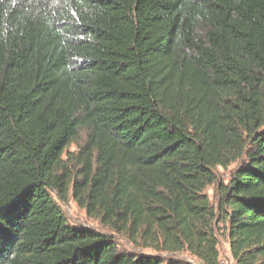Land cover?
Listing matches in <instances>:
<instances>
[{"label":"trees","instance_id":"16d2710c","mask_svg":"<svg viewBox=\"0 0 264 264\" xmlns=\"http://www.w3.org/2000/svg\"><path fill=\"white\" fill-rule=\"evenodd\" d=\"M219 224L264 264V0H0V264H220Z\"/></svg>","mask_w":264,"mask_h":264},{"label":"rangeland","instance_id":"374dc122","mask_svg":"<svg viewBox=\"0 0 264 264\" xmlns=\"http://www.w3.org/2000/svg\"><path fill=\"white\" fill-rule=\"evenodd\" d=\"M69 151L70 152L76 151V146L72 145L69 148ZM236 166L237 163H234L225 170L222 168H216L215 169V173L217 176L216 184H226L230 177L231 172L235 169ZM216 184L205 189V194L208 196L213 206H216L217 199L219 196ZM53 198L55 203L59 206L60 211L64 215L68 225L72 227L89 228L108 237L109 239L113 240L119 251L151 253L150 250L136 249V247H134L126 237H124L121 234L110 231L106 227L102 226L98 220L88 217L85 210L77 206L76 202L74 201L71 195V191L68 193L65 201H60L55 196H53ZM222 226H223L222 224H219L216 232V236L219 242L218 245L219 263L235 264L228 250L226 231ZM177 257L183 258L192 264H200L195 258L190 256L188 253H182Z\"/></svg>","mask_w":264,"mask_h":264}]
</instances>
